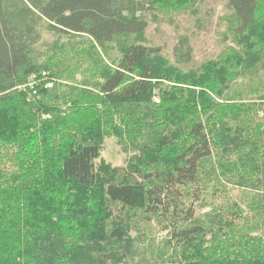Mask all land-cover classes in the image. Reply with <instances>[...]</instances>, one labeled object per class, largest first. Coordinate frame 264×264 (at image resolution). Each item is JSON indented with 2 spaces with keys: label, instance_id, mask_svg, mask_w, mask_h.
<instances>
[{
  "label": "trees",
  "instance_id": "16d2710c",
  "mask_svg": "<svg viewBox=\"0 0 264 264\" xmlns=\"http://www.w3.org/2000/svg\"><path fill=\"white\" fill-rule=\"evenodd\" d=\"M200 1L0 0V264H264V0H227L194 69L144 45L149 11Z\"/></svg>",
  "mask_w": 264,
  "mask_h": 264
},
{
  "label": "rangeland",
  "instance_id": "374dc122",
  "mask_svg": "<svg viewBox=\"0 0 264 264\" xmlns=\"http://www.w3.org/2000/svg\"><path fill=\"white\" fill-rule=\"evenodd\" d=\"M232 17L231 10L227 7V0H201L194 9L181 12H158L149 11L147 14L148 27L143 40L144 45L158 48L162 56L171 63H175V48L182 43L190 54V60L184 69H194L207 60L217 59L228 42L229 18ZM68 43L65 37L57 35H43V42L39 50L54 47L58 42ZM264 77V74H261ZM79 79V76L76 77ZM245 81H238L232 87L234 96H238L240 85ZM63 84L68 82L62 81ZM133 156L132 153H125L123 147L118 144L114 136L106 135L102 142L101 160L115 166H125L127 160ZM222 192L217 194L215 199L209 197V201L218 205L225 203L226 199L238 200L240 191L231 186L222 187ZM210 207L198 209L203 213L209 212ZM153 221V220H152ZM148 237V225L142 224ZM166 232H161V227L153 221L149 233V239L158 241L164 237ZM134 235V234H133ZM147 243H151L147 240Z\"/></svg>",
  "mask_w": 264,
  "mask_h": 264
}]
</instances>
